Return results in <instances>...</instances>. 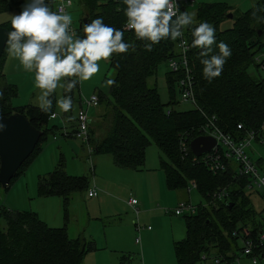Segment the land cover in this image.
Wrapping results in <instances>:
<instances>
[{"label":"trees","instance_id":"16d2710c","mask_svg":"<svg viewBox=\"0 0 264 264\" xmlns=\"http://www.w3.org/2000/svg\"><path fill=\"white\" fill-rule=\"evenodd\" d=\"M75 1L80 12L79 26L74 30L77 34L83 35L82 26L100 17L105 24L122 30L125 42L132 45L127 53L113 54L106 61L112 71L109 79L114 83L108 86L109 99L95 95L97 107L92 110L99 109V114L94 119L90 118L92 128H88V146L92 154L108 155L116 169L138 172L143 169L144 151L152 144L158 151V168L166 190H186L188 183L193 184L204 202V205L196 207L194 215L182 216L184 237L171 246L175 264H213L216 259L219 264H230L233 248L237 245L232 233L239 226L259 228L257 217L264 213V208L257 212L249 205L242 191L243 179L233 177V165L212 174L202 162V155L194 157L188 144L200 136L205 118L212 116L217 128L231 139L238 140L243 131H251L256 134L254 142H261L264 146V78L247 73L251 65L255 68L261 66L256 55L264 48V0L256 1L246 13H238L224 3H205L197 7L193 26L207 22L215 29L216 43L210 55L219 54L217 45L221 41L229 46L231 55L226 59L220 76L211 81L205 79L201 63L205 58L202 56L204 50L191 47V28L184 29L180 38L188 48L186 60L192 77L195 107L182 112L166 110L165 107L175 104L174 99L162 104L156 88L146 85V79L154 76L158 65L178 56L176 46L180 38L163 39L149 51L145 46L148 41L138 40L132 30H125L122 0ZM46 3L51 8L54 5L53 0H46ZM23 5L0 0V14L11 9L18 14ZM178 7L180 11H186L182 4ZM228 14L230 19L226 18ZM225 21L230 23L227 28L222 27ZM0 28L7 34L12 30L10 21L0 24ZM259 32L260 36H257ZM5 55L6 46L0 56V117L20 114L30 126L41 132L33 151L20 165L12 182L37 153L47 131L54 127L47 126L48 118L53 117L52 111L44 113L33 106L12 108L10 103L16 90L4 81L1 72ZM178 78L171 71L165 74L168 92L174 86L177 88ZM78 91L79 83L70 92L62 88V97L71 96L73 102ZM51 99L54 101L53 95ZM237 125L242 130H237ZM262 161L258 159L256 165ZM88 184L87 177H70L58 164L51 172L37 177L36 193L40 198H59L66 222L69 196L87 193ZM218 188H224L228 197L217 202L215 207L210 200ZM2 215L4 229L0 231V264H81L83 257L94 251L90 240L79 236L70 239L65 226L49 228L34 213L4 212ZM116 264H132V257L119 255Z\"/></svg>","mask_w":264,"mask_h":264},{"label":"rangeland","instance_id":"374dc122","mask_svg":"<svg viewBox=\"0 0 264 264\" xmlns=\"http://www.w3.org/2000/svg\"><path fill=\"white\" fill-rule=\"evenodd\" d=\"M10 1L25 3V0ZM53 1L56 3L58 0ZM256 1L258 0H193L191 5L188 3L184 8L186 12L194 16L197 7L201 4L224 3L238 13H246ZM65 8L73 19L71 28L77 29L80 17L78 4L72 0L71 7H67V0H65ZM13 14H17L14 9L0 14V24L11 21ZM229 24V21H225L222 27L227 28ZM262 35L264 37V27ZM256 58L258 62H261L262 67L255 68L254 65H251L248 67L247 73L263 79L264 48L260 54L256 55ZM99 63L100 72L90 80L79 83L78 96L73 99L70 111L64 114L56 105V100L62 97V87H58L53 94L52 114L55 120L49 117L47 126L49 128L53 126L54 129L47 131L45 140L39 144L37 153L23 172L10 182L11 184L6 189L0 187V231L4 229L2 215L4 212H31L49 228L65 226L68 238L73 239L80 234L85 240H90L93 243L94 251L86 254L81 264H114L119 255H130L132 264H175L171 243L184 237V219L182 216L164 215L165 211L173 210L178 203L173 205L170 200L166 201L165 186L157 188L158 176L163 182V175L158 168L157 149L152 144L146 147L143 169L138 172L119 171L111 165L108 155L92 154L93 173L91 175L84 145L72 136L78 112V101L82 102L94 95L110 98L109 85L106 81L111 77L112 71L106 61L102 60ZM168 71L170 69L167 62L158 65L154 76L146 79V85L156 88L159 101L162 104L174 99L175 104L165 107L166 110L182 112L192 109L193 106L189 102H181L180 94L175 86L168 92L165 86V74ZM7 82L13 85L16 90V95L10 103L12 108L23 106L39 108L38 96L40 92L35 87L33 73L8 74ZM98 114L99 109L94 112L89 110V121L91 117L94 119ZM60 120H62L63 130L55 127L58 126ZM89 126L92 128V125ZM93 131L97 134L96 130L93 129ZM64 133H68L69 136L63 137ZM246 154L258 173L264 175V146L252 142L246 149ZM258 159L263 160L259 166L256 165ZM58 164L62 165L63 171L70 177H87L89 180L88 189L96 191V196L90 200L85 199V192L73 193L69 196L68 206L65 210L66 222H64L63 207L59 198H40L36 193L37 177L51 172ZM110 186L115 189L113 193L109 191ZM186 189L187 195H181L184 203L187 201L193 207L204 205L195 188L188 183ZM138 190L141 191L143 197L144 210L136 207L137 212L139 211V217L136 220L134 215L132 216L133 213L131 214L127 208L123 209L120 214L112 213L109 201L116 204L117 207L119 205L124 207L129 198L139 202L134 194L138 193ZM244 195L255 211L262 212L264 206L259 198L250 197L248 193H244ZM260 215L264 218L263 213ZM146 227L150 228V233H147ZM135 238L139 241L137 246L133 244ZM235 254L239 259V264H246V260L239 252ZM205 264H209V262H205Z\"/></svg>","mask_w":264,"mask_h":264},{"label":"clouds","instance_id":"9594fccd","mask_svg":"<svg viewBox=\"0 0 264 264\" xmlns=\"http://www.w3.org/2000/svg\"><path fill=\"white\" fill-rule=\"evenodd\" d=\"M125 27L135 37L148 41L152 46L163 39L176 40L191 28V47L204 51L201 60L203 76L211 81L220 76L231 50L220 42L219 54H211L215 29L207 23L194 25V16L180 11L175 0H122ZM72 0H67L71 7ZM11 31L7 32L5 46L8 55L19 61L23 70L34 74L35 87L39 90L38 106L44 113L53 108L52 95L58 87L70 92L77 83L90 80L100 72V61H107L113 54L127 53L132 47L124 40V32L104 23L98 17L82 26L83 35L72 28V16L61 5L52 10L46 0H25L21 11L11 16ZM63 82V83H62ZM108 85L114 83L109 79ZM71 96L56 100L63 112L72 108ZM2 127V126H0Z\"/></svg>","mask_w":264,"mask_h":264},{"label":"built area","instance_id":"2783aa9c","mask_svg":"<svg viewBox=\"0 0 264 264\" xmlns=\"http://www.w3.org/2000/svg\"><path fill=\"white\" fill-rule=\"evenodd\" d=\"M175 2L178 6L179 4L186 6L188 3L191 5L193 0H175ZM61 5L65 6V0H58L54 3L52 10H58ZM125 30L130 31L126 29V27ZM176 49L178 51V56L167 61L168 67L171 73L178 75L179 77L176 85L180 94L181 102H189L195 107L192 94V77L186 60L188 48L182 38L179 39ZM260 67H262V64ZM95 107H97V97L95 95L88 99H84L82 102L80 101L74 121V132L72 134L74 139L84 145L85 156L89 161L91 170L92 150L88 146V128L90 122L88 114L89 110L94 109ZM236 129L242 130L240 125H237ZM199 137H209L214 141V146L207 153L202 154L201 159L206 169L212 174H215L224 171L229 165H233V170L235 171L233 177L243 179L242 191L248 193L250 197L256 196L259 198L264 206V175L258 173L257 169L246 154V149L256 140V134L251 131H243V136L240 139H231L228 135L222 133L217 128L216 121L211 116L205 118L204 125L200 129ZM259 144L261 145V142H259ZM184 150L183 146H181V151L184 152ZM190 185L193 187V184ZM86 196L87 198H94L96 196L95 189L88 190ZM211 196L210 204H213L215 207H217V202H221L228 197L227 191L224 188H218ZM125 203L132 210L136 220V200L129 198ZM196 209V207L191 206L189 203L180 202L173 210L168 212H171L175 217L185 215L190 216L195 214ZM257 218L260 223L259 228L252 229L248 226H239L238 229L232 233L236 238L237 245L233 248V261L230 264L234 262L239 264V259L235 254L236 252L241 254L246 260V264H264V218H262L261 215ZM145 230L149 231L150 228L146 227ZM134 244H139L138 239H134ZM229 256H231V254H229ZM213 264H219V261L216 259Z\"/></svg>","mask_w":264,"mask_h":264},{"label":"water","instance_id":"95a60500","mask_svg":"<svg viewBox=\"0 0 264 264\" xmlns=\"http://www.w3.org/2000/svg\"><path fill=\"white\" fill-rule=\"evenodd\" d=\"M226 18L230 19L231 16L228 14ZM6 35V31L0 28V56L5 47ZM257 36H260V32ZM0 126V187L6 189L20 165L33 151L41 132L17 113L0 117ZM213 146L214 141L209 137H197L188 144L190 153L196 158Z\"/></svg>","mask_w":264,"mask_h":264},{"label":"crops","instance_id":"0c3cea01","mask_svg":"<svg viewBox=\"0 0 264 264\" xmlns=\"http://www.w3.org/2000/svg\"><path fill=\"white\" fill-rule=\"evenodd\" d=\"M1 72H2V74H3V76H4V81H5L7 84H8V82H7V75H8V74H11V73H15V74L26 73V71L23 70L22 66H20L19 61H18L17 59H15V58L10 57V56L8 55L7 51H6V55H5V57H4L3 65H2V68H1ZM78 108H79V101H78ZM91 110H92V109H91ZM91 118H92V117H91ZM52 120H55V117H54V116L52 117ZM57 125H58V126H55L57 129L59 128V130H63V129H62V120H60V122H58ZM62 133H63V132H62ZM64 135L69 136L68 133H64V134H63V137H67V136H64ZM110 161H111V160H110ZM111 165H112V164H111ZM115 169H116V168H115ZM117 170H119V169H117ZM119 171H123V172H132V171H126V170H119ZM92 173H93V170H92V172H91V175H92ZM157 184H158V186H157L158 189H159V187L162 188V185L164 186V184H163L162 180L159 178V176L157 177ZM134 188H135V187H134ZM165 189H166V188H165ZM88 190H90V189H88ZM114 190H115V189L113 188V186H110V188H109L110 193H113ZM165 191H166V192H165L164 195H165V199H166V201H167V200H170V201L172 202L173 205L179 203L180 201L183 202V201H182V198H181V195H182V194L187 195L186 190H178V191H168V190H165ZM134 194L137 196V200H139V202H137L136 207L140 208L141 210H144L143 199H142L143 197L141 196V191L138 190V193L135 192ZM84 195H85V199H88V200L92 199V198H87V196H86V192L84 193ZM49 198H50V197H49ZM139 203H140V204H139ZM183 203H184V202H183ZM186 203H188V202L186 201ZM109 205L111 206L112 213L120 214V213L122 212L123 209L127 208V209L131 212V214H132V210L126 205V203L124 204V207H123V206H120V205H119V207H117L116 204H112V202L109 201ZM89 211H90V210H89ZM170 211H171V210H170ZM85 212H86V209H85ZM138 212H139V211H138ZM138 212H137L136 219L139 217V213H138ZM167 212H168V211H167ZM167 212L165 211L164 213H166V214H164V215H166V216H173L171 212H168V213H167ZM86 214H87V212H86ZM87 215H88V214H87ZM117 216H119V215H117ZM132 216H133V214H132ZM133 217H134V216H133ZM173 217H175V216H173ZM110 218H111V217H110ZM134 219H135V218H134ZM118 222H120V219H118ZM142 231H144V230H142ZM146 231H147V230H146ZM146 231H145V232H146ZM150 232H151V231H148L147 233H150ZM78 236H79V237H82V236H80V234H78ZM78 236H76V237H78ZM173 242H174V241H172V243H173ZM172 243H171V246H172ZM133 244H134V241H133ZM138 245H139V244H138ZM134 246H137V245L134 244ZM92 252H93V251H92ZM87 254H88V253H87ZM118 257H119V256L116 257L114 264L117 263Z\"/></svg>","mask_w":264,"mask_h":264}]
</instances>
